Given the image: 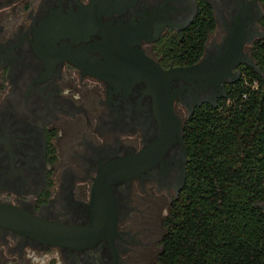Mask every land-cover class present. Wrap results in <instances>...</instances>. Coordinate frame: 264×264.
Returning a JSON list of instances; mask_svg holds the SVG:
<instances>
[{
    "label": "flooded vegetation",
    "instance_id": "af4514ba",
    "mask_svg": "<svg viewBox=\"0 0 264 264\" xmlns=\"http://www.w3.org/2000/svg\"><path fill=\"white\" fill-rule=\"evenodd\" d=\"M204 1L215 27L194 61L184 44L203 0H0V202L45 221L84 225L93 221L101 169L149 154L133 176L110 186L112 232L72 247L0 224V264L157 263L188 184L187 121L220 107L249 65H236L217 83L175 80L170 94L179 127L163 141L145 81L115 83L97 73L105 67L114 75L118 60L143 64L142 55L164 70L195 64L223 51L238 25L253 57V45L264 39V0ZM177 88L183 92L174 94Z\"/></svg>",
    "mask_w": 264,
    "mask_h": 264
},
{
    "label": "trees",
    "instance_id": "16d2710c",
    "mask_svg": "<svg viewBox=\"0 0 264 264\" xmlns=\"http://www.w3.org/2000/svg\"><path fill=\"white\" fill-rule=\"evenodd\" d=\"M202 9L184 44L194 61L215 27ZM252 55L261 72L245 67L220 107L187 121L188 184L156 264H264V39Z\"/></svg>",
    "mask_w": 264,
    "mask_h": 264
},
{
    "label": "water",
    "instance_id": "95a60500",
    "mask_svg": "<svg viewBox=\"0 0 264 264\" xmlns=\"http://www.w3.org/2000/svg\"><path fill=\"white\" fill-rule=\"evenodd\" d=\"M246 32L244 26H235L225 40L223 51L192 65L164 70L156 62L142 55L143 64H126L118 60V63L113 65L114 75H111L112 71L108 72L105 67L104 71L97 75L115 83L128 82L133 79L144 80L148 92L152 94L157 105L156 110L163 141L169 138V132L179 127V118L173 112V95L170 94V86L175 80L203 85L217 83L228 78L232 69L242 63L261 72L254 57L244 51L248 42ZM117 58L124 60L130 57L117 56ZM177 91L183 92V88H177L173 93ZM148 155V151L143 150L131 158H117L101 169L92 191L90 208L93 221L87 224L71 225L45 221L2 202H0V224L46 243L72 247L91 245L99 236L107 235V232L114 230L116 214L111 184L133 176L136 172L135 168L139 169L147 163Z\"/></svg>",
    "mask_w": 264,
    "mask_h": 264
},
{
    "label": "rangeland",
    "instance_id": "374dc122",
    "mask_svg": "<svg viewBox=\"0 0 264 264\" xmlns=\"http://www.w3.org/2000/svg\"><path fill=\"white\" fill-rule=\"evenodd\" d=\"M227 104L229 105L230 103H229V102H227Z\"/></svg>",
    "mask_w": 264,
    "mask_h": 264
}]
</instances>
